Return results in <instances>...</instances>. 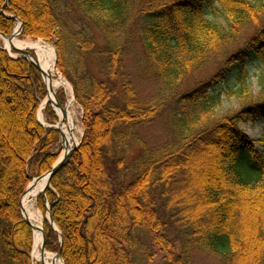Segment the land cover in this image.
I'll return each instance as SVG.
<instances>
[{
    "label": "trees",
    "instance_id": "trees-1",
    "mask_svg": "<svg viewBox=\"0 0 264 264\" xmlns=\"http://www.w3.org/2000/svg\"><path fill=\"white\" fill-rule=\"evenodd\" d=\"M6 14L22 21V35L54 40L83 110V138L45 191L62 238L44 219L45 249L64 264H151L157 251L158 264H190L195 249L220 264H264V249L245 250L264 236V131L257 148L239 126L264 122V0H0V32L9 35L15 20ZM128 53L154 83L144 98ZM0 68L12 78L0 81V116L22 142L0 130V264H32L20 197L57 159L60 133L36 118L40 70L1 46ZM203 68L210 74L197 79ZM223 97L235 106L221 110ZM159 115L166 137L150 146L138 128ZM204 152L217 158L220 177L205 179L187 210L176 186ZM37 202L46 211L42 195ZM245 206L254 210L251 235Z\"/></svg>",
    "mask_w": 264,
    "mask_h": 264
},
{
    "label": "rangeland",
    "instance_id": "rangeland-1",
    "mask_svg": "<svg viewBox=\"0 0 264 264\" xmlns=\"http://www.w3.org/2000/svg\"><path fill=\"white\" fill-rule=\"evenodd\" d=\"M212 19L222 22L219 15L212 16ZM16 24H17V22H16ZM22 29H23V26H22ZM1 37L2 36H0V46L2 48H4L3 39ZM18 38L21 40H38L40 42V44L45 46L47 49H53L55 51V46L53 43L54 40H52V39L36 38L33 36H24V35H22V32L18 35ZM133 50H135V52H138L137 47H136V49L134 48ZM29 51L32 54H34L35 56L37 55L36 50L29 49ZM6 52L10 56V53L8 52V50ZM12 52H13L12 55H14V56L20 55L19 53H17V51L14 48H12ZM136 62L137 61H136V57H135L134 53H128L125 56L126 70L130 74V76L133 80L134 86L138 92V96L140 98H144V97H146L152 93L154 83L147 76L140 75L139 67H138ZM54 66H55V61H54ZM56 68H57L58 72L66 79V77L61 73V71L57 67V64H56ZM250 69L252 71V74L254 71H256L255 68H250ZM210 72L211 71L209 68H203L202 70H200L196 73L195 77L197 79H202V78L208 76L210 74ZM41 78H42V76H41ZM227 78H228L227 80L229 83L233 82L232 77L230 75H228ZM10 79L12 80V78H10L9 76L4 75L1 68H0V81H2L4 83H9ZM42 82L45 85L43 78H42ZM217 86L222 87L223 85L221 83H218ZM253 89H254V91H257V85H256L255 78L253 80ZM46 93H47V91H46V86H45V95L43 96V98L46 96ZM55 97H56V100L58 101V103L60 105L65 106L66 108H67V105L69 106L68 108L72 112V116H73L74 123H75L76 139H77V142H81V140L83 138V134H84L83 110H82L81 106L72 99L71 84H69V82H68L67 85L58 87L55 91ZM43 98H41L39 100L38 109H39V105H40ZM235 104H236L235 101L230 100V99H226L225 97H223L221 110L230 109V108L234 107ZM53 107H54V105L50 102L49 103V109H46L45 105L41 109L43 121L42 120H40V121L44 125L57 124V121L59 120L58 119V113H56V111L53 110L55 108V107L54 108ZM38 109H37V111H38ZM51 112H53V114L55 116L54 118L50 117ZM9 116L13 119V121L15 120V118H14L15 116L13 117V115H7V117H9ZM37 117L38 116L36 115V118ZM239 126L242 129V131L250 139L256 141V147L259 148L260 145H259V143H257V141L261 138V135L263 134L264 122L261 120L248 121L245 123H241ZM15 127H16V125L10 126V121L6 120V122H4V120L0 116V130L1 129L3 130L2 133H3L4 137H8L11 141L16 139L17 141H20L19 142V144H20V143H22L21 139H20L21 137L18 135L19 134V131L17 130L18 128L17 127L15 128ZM138 133L146 141V143L150 146L151 145H157V144H160L161 142H163L165 137H166V127H165L163 115H159V116L155 117L152 121L140 125V127L138 128ZM62 149H63V146L60 144L59 150L57 151L58 155H59V153H61ZM200 155H201L200 158L197 157L196 159H193L190 162L191 173L188 175H180V177H179L180 181H178L180 184H178V186H176L177 192L180 194V200L182 202V206L184 208H187V210L188 209H190V210L195 209L196 206L198 205V203L200 202L201 199L199 198L198 193L200 190L199 188H200L201 183L207 178L212 179V180H216L220 177V169L218 166L217 158L213 157L212 154L208 153V152H204ZM35 176H37V175H35ZM35 176H33V177H35ZM74 180H76V182H79L78 175ZM71 182H72V180H71ZM181 182H185V183H181ZM75 194L80 196V191H75ZM36 196L34 197V199L32 201L31 209L33 212H35L39 215L38 221H40V224L42 226L44 223V219L46 218L47 212L41 210L38 207V202L36 200ZM260 211H261V209L257 208L256 212L259 213ZM242 213H243L242 218H243L244 222L247 223V226H248V229L246 228V230L248 232H246V233H248V235H251V233H252L251 232L252 222H253L252 219L255 217L254 210H252V208H248L245 206V207H243ZM32 232H34V230ZM32 237L33 238H32L31 252H32V248H33L34 234H32ZM177 244L178 243H176V245ZM260 249H261V251H262V249H264V236H262V237L260 236L259 238H254L247 243V246L245 248L246 255L252 256L254 254H257V252L258 253L261 252ZM245 250H244V252H245ZM39 251L41 252V247H39ZM45 251H46L45 253H51V254L55 253V251H50L47 249ZM31 252H30V259H31ZM56 256L58 259L61 260V257L58 254ZM162 256H163V254L160 251H157L155 257L153 258V261L151 262V264H158L160 262ZM31 262H32V264H42V262L40 260L35 261L34 259H31ZM62 263H63V261H62ZM190 264H220V261H219L218 257H216L215 255L207 254L205 252L200 251L199 249H195V250H192V252L190 254Z\"/></svg>",
    "mask_w": 264,
    "mask_h": 264
},
{
    "label": "bare ground",
    "instance_id": "bare-ground-1",
    "mask_svg": "<svg viewBox=\"0 0 264 264\" xmlns=\"http://www.w3.org/2000/svg\"><path fill=\"white\" fill-rule=\"evenodd\" d=\"M31 27L34 28L32 25ZM18 35V31H16L11 42H9L6 38L1 37L3 39L4 47L11 55L13 54V47L36 50V58L38 60V63L42 70L46 73L45 82L48 89V96L44 98V100L42 101V105L46 101L54 102V92L56 91V89L68 84L67 80L58 72V70L54 66V50L47 49L45 46L41 45L38 40H21L18 38ZM68 107L69 106L67 105L66 112L65 114H63L62 110L55 105V109L60 120L64 121V124L60 126V129L65 135L66 147H69L68 143L71 144L72 142H77L74 119L72 116V112ZM38 117L43 121L41 111L39 112ZM200 156L201 155H199L198 157L200 158ZM44 184L45 178L34 181L33 183H31V187L26 191L21 199L24 215L34 225L32 259H34L35 261H43L45 264H62V261L58 259L55 254L42 253L39 251V247L42 242V233L40 229L41 224L40 221H38L39 215L32 211L31 205L34 197L42 190Z\"/></svg>",
    "mask_w": 264,
    "mask_h": 264
},
{
    "label": "water",
    "instance_id": "water-1",
    "mask_svg": "<svg viewBox=\"0 0 264 264\" xmlns=\"http://www.w3.org/2000/svg\"><path fill=\"white\" fill-rule=\"evenodd\" d=\"M15 20H17L19 22L18 26L14 28V30L12 31L11 35L10 36H7V35H4L3 33H0V35L4 38H6L9 42L12 41L13 39V35L16 33V31H18V34H20L22 32V22L21 20L18 19L17 16H13V15H7ZM17 29V30H16ZM15 50H17L18 52L21 53V55L27 57L29 60H31V62L40 70V73L42 74V77H43V80L45 82V76H46V73L42 70V68L40 67L39 63H38V60L37 58L31 54V52L29 51V49H21V48H16V47H13ZM55 52V68H56V59H57V55H56V51ZM46 84V82H45ZM48 91V90H47ZM47 96H48V93H47ZM53 103H55V105H57L63 112V114H65L66 112V108L65 107H61V105L57 102V101H54ZM38 113V112H37ZM59 120L57 121V124H47L46 126L47 127H52V128H55L57 129L59 132H60V137H61V141H62V145H66L65 144V135L64 133L62 132V130L60 129V126L63 125L64 121L63 120H60V118H58ZM78 145V144H77ZM76 147V144L75 146ZM72 148H66L62 155L59 156V158L53 163V165L50 167L49 170H47L46 172L42 173L41 175L37 176V177H34L32 179V181L26 186L22 196L26 193V191L31 187V183H33L34 181H38L42 178H45V184L42 188V190L40 191V193L43 195L45 201L46 200V197H45V191H46V188L50 185V179L51 177L60 169V167L62 166V164L64 163V161L67 159L69 153L71 152ZM22 199V197H21ZM47 208H49V206H47ZM20 209H21V213H22V216L24 218V220L31 225L32 228H34V225L26 218V216L24 215V212H23V207H22V204H21V200H20ZM48 221L52 224V226L57 230V232L59 233V236H60V241L62 240L61 238V234L60 232L58 231V229L56 228V225L55 223L53 222V219L50 215V212L49 210L47 211V217ZM41 229V232H42V244H41V251L42 253H44V250H45V247H44V231H43V227L40 228ZM55 254H58V253H55ZM44 263V262H43ZM45 264V263H44Z\"/></svg>",
    "mask_w": 264,
    "mask_h": 264
}]
</instances>
